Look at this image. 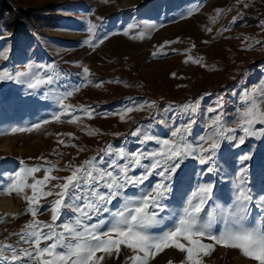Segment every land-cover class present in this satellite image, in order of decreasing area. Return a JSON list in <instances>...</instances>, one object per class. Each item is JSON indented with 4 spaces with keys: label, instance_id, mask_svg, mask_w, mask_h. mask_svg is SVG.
<instances>
[{
    "label": "rangeland",
    "instance_id": "rangeland-1",
    "mask_svg": "<svg viewBox=\"0 0 264 264\" xmlns=\"http://www.w3.org/2000/svg\"><path fill=\"white\" fill-rule=\"evenodd\" d=\"M10 2L14 5V11L26 13L52 7L58 21L54 28L41 26L26 32V24L19 20L18 31L0 36V70L14 75L16 71L25 70L28 64L55 65L66 74L60 81V92H63L82 83V68L73 63L78 61L79 65L87 66L94 74L89 79L94 83H105L98 88L92 85L81 87L79 92H74L66 100L73 106L89 105L95 110L92 119L77 113L81 116L80 122L69 123L68 117L59 122L52 119L53 113L60 111L56 98L59 93L45 98L44 89L32 90L27 87V83L16 80L0 81V173L4 174L0 182L18 170L20 160L25 162V166L47 167L44 160L37 159L45 157L48 161L58 163L59 167H64L68 162L79 164L96 155L106 144L113 145L114 149L124 148L126 152L138 148H156L154 141L140 144L137 137L128 135L137 126L145 134L165 138L170 136L167 129L192 120L194 123L187 139L195 145L200 137L210 134L207 109L215 108L218 98L222 97L221 111L225 113L226 127L235 128L239 122L235 118L243 108L245 91L264 88V45L255 43L264 41V30L260 27V21L264 20V0H243V3L248 4L247 8L243 7V3H237V0ZM196 7H199V11L188 16V11ZM216 9H221L223 14L216 17ZM96 16L103 17V21H97ZM237 16V22L230 23ZM89 20L99 25L97 36L108 35V39L95 49L83 45V41L90 36L87 31ZM130 25L139 27L132 28L129 35H124ZM149 25H156V28L148 30ZM208 28L212 32H208ZM225 28L228 31H224ZM140 31L145 32L144 38L139 37ZM166 41L177 42L165 45ZM161 45H165L163 49ZM154 52L160 54L154 56ZM189 57L191 60L202 58L208 67L192 63ZM172 73L177 74L175 78ZM195 100H199V107L193 115L181 112L178 107H174L175 115L166 111L170 104H192ZM151 101L156 102L155 108L135 111L129 114L131 119L127 122H122L117 115L122 109L134 104ZM260 108L264 110V104ZM45 120L49 123L45 124ZM35 124H40V127L34 128ZM13 127L32 130L11 133ZM261 127L264 125L257 124V134L246 136L243 144L239 141L243 132L226 131L225 135L231 136V139L220 141L221 147L212 164L201 165L196 158H186L183 182L175 185L173 193L165 201L168 208L161 215L181 210L187 196L199 184L211 183L214 196L210 204L220 205L216 210L217 223L213 231L224 227L223 217L219 213L232 203L241 184L245 190H250L253 197L250 219L259 217L260 209L255 205L264 199V136L259 135ZM91 130L106 134L89 136L87 133ZM65 133L74 134L76 139L57 135ZM59 139L76 144L84 151L77 154V148H65L58 143ZM203 146L207 148L208 143ZM57 152L61 154L57 155ZM245 155L250 159L241 160ZM208 167H213V171L208 172ZM55 174L66 176L69 173L62 171ZM36 175L42 177L43 173ZM158 179L150 178L153 183ZM139 194L136 188L129 187L125 190V196L118 197L110 207H119L125 197L135 198ZM47 199L50 201L53 197ZM5 202L10 203L14 210L4 211ZM25 208L26 204L20 197L0 194V217H5L0 223V242L19 246L17 238L10 234L19 232L31 220L30 215L23 214ZM72 215L70 209H65L63 218ZM13 216L18 218L12 219ZM37 219L50 222L51 213L44 210ZM165 225L170 226V221H165L160 228ZM152 231L157 232L159 229ZM127 255L131 253L125 249L119 259L107 258L105 264H126ZM182 259L183 255L177 250L166 249L153 264H168V261L180 264ZM205 259L206 264H249L237 251L220 246L210 258Z\"/></svg>",
    "mask_w": 264,
    "mask_h": 264
},
{
    "label": "snow or ice",
    "instance_id": "snow-or-ice-1",
    "mask_svg": "<svg viewBox=\"0 0 264 264\" xmlns=\"http://www.w3.org/2000/svg\"><path fill=\"white\" fill-rule=\"evenodd\" d=\"M103 2L108 3L109 0ZM237 3H243V0H237ZM243 7L247 8L248 4L243 3ZM197 11L199 7L189 10L187 15L191 16ZM215 13L216 17L223 14L221 9H216ZM238 16L233 17L230 23H236ZM95 19L102 22L104 18L96 16ZM134 27L139 26L130 25L123 34L129 35V31ZM260 27L264 30V20L260 21ZM98 28L97 23L91 20L87 22L90 36L83 41V45L95 49L108 39L107 34L103 37L97 36ZM155 28L156 25L148 26V30ZM207 31L212 32V29L208 28ZM224 31L228 29L225 28ZM138 35L144 38L145 32L140 31ZM175 42L177 41H166L165 45ZM255 43L264 45V41L258 40ZM165 45L160 48L163 49ZM158 54L160 53H153L154 56ZM188 59L191 60V57ZM191 62L208 67L202 58ZM73 63L82 68V83L63 92H60V81L66 74L52 64H28L25 70L16 71L14 75L0 70V81L16 80L27 83V87L32 90L44 89L45 98L59 93L56 98L60 111L53 113L52 119L59 122L68 117L69 123H79L81 116L77 113L92 119L95 110L89 105L73 106L66 103V100L73 96L74 92H79L81 87L92 85L98 88L105 82L94 83L89 79L94 74L87 66L79 65L78 61ZM171 75L175 78L177 74ZM242 103L243 108L235 118L239 121L238 124L235 128H227L224 123L225 113L221 111L222 97L218 98L216 107L207 109L210 134L200 137V141L195 145L187 139L194 123L189 120L186 124L172 127L170 136L165 138L145 134L140 126L128 133L137 137L140 144L154 141L157 147L151 150L138 148L126 152L124 148L114 149L113 145L106 144L96 155L79 164L68 162L64 167H59L58 163L48 161L45 157L37 159L44 160L47 167L25 166V162L20 160L18 170L0 182V194H14L20 197L26 204L23 214L30 215L31 220L26 222L19 232L10 234L17 238L19 246L0 242V264H105L107 258L119 259L125 249L131 253L125 257L126 264H153L166 249L177 250L183 255L180 264H206L205 258H210L217 246L237 251L249 264H264V199L255 205L260 209L259 217L251 220L250 206L253 197L250 190H245L242 184L237 188L232 203L219 213L223 217L224 227L218 231H213V227L217 223L216 210L220 205L210 204L214 196L211 183L199 184L191 195L187 196L181 210L161 215L168 208L165 201L173 193L175 185L183 182L186 158H196L201 165L212 164L217 150L221 147L220 141L231 139V136L225 135L226 131L243 132L244 135L239 136V141L243 144L246 136L257 134V124L264 125V110L260 108V105L264 104V88L246 90ZM155 107V101L134 104L122 109L117 115L122 122H127L131 119L129 114ZM174 107H178L187 115H193L199 107V100L179 106L170 104L166 111L175 115ZM44 123L49 121L45 120ZM33 127L39 128L40 124ZM31 130L32 128L13 127L11 133ZM87 134L96 136L106 133L91 130ZM57 135L76 139L72 133ZM259 135L264 136V127L259 129ZM58 143L65 148H77V154L84 151L83 148L69 144L63 139H59ZM204 143H208L207 148L203 146ZM248 159L250 157L247 155L241 157L243 161ZM62 171L69 174H55ZM207 171L212 172L213 167H208ZM41 172L42 177H38L36 174ZM3 176L4 174L0 173V177ZM151 177L159 179L153 183ZM129 187L136 188L139 196L125 197L119 207H110L118 197L125 196V190ZM48 197L53 199L49 201ZM65 209H70L73 213L67 219L63 218ZM44 210L51 213L50 222L37 219ZM4 219L5 217H0V223ZM165 221H170V226L160 228ZM153 229L159 231L153 232ZM168 264L173 262L168 261Z\"/></svg>",
    "mask_w": 264,
    "mask_h": 264
},
{
    "label": "trees",
    "instance_id": "trees-1",
    "mask_svg": "<svg viewBox=\"0 0 264 264\" xmlns=\"http://www.w3.org/2000/svg\"><path fill=\"white\" fill-rule=\"evenodd\" d=\"M14 10V5L10 0H0V36L18 31L20 26L18 25L19 20L23 22L22 24H26V27L24 28L26 32H31L41 26L49 28L57 26L58 18H56L57 16H54V9L52 7H45L31 13Z\"/></svg>",
    "mask_w": 264,
    "mask_h": 264
},
{
    "label": "bare ground",
    "instance_id": "bare-ground-1",
    "mask_svg": "<svg viewBox=\"0 0 264 264\" xmlns=\"http://www.w3.org/2000/svg\"><path fill=\"white\" fill-rule=\"evenodd\" d=\"M167 132L169 133L170 129H167ZM4 205L6 206V208L3 209L4 211H6V210H14V208L12 207V205L10 203L5 202Z\"/></svg>",
    "mask_w": 264,
    "mask_h": 264
}]
</instances>
